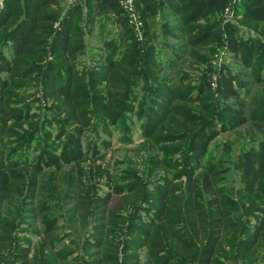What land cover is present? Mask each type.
I'll return each instance as SVG.
<instances>
[{"label":"trees","instance_id":"trees-1","mask_svg":"<svg viewBox=\"0 0 264 264\" xmlns=\"http://www.w3.org/2000/svg\"><path fill=\"white\" fill-rule=\"evenodd\" d=\"M3 2L0 264H264V139L252 137L237 155L240 190L225 182L229 168L223 164L230 160H206L222 129L249 120L264 127V105L253 100L246 110L242 90L250 84L225 66L217 93L205 78L198 86L172 82L169 73L177 64L164 62L154 45L148 46L160 27L156 17L166 9L178 16L180 26L164 29L195 49L190 57L196 61H209L196 50L209 54L224 44L245 67L260 63L263 70L264 36L246 42L237 25L214 15L224 0H136L145 24L142 52L119 0H87V9L67 7V0ZM245 6V22L264 23V0H248ZM110 12L119 15L120 38L105 42V63L86 64L82 57L92 27ZM184 54L178 55L184 59ZM233 98L243 108L221 102ZM41 99L51 119L33 111ZM132 115L140 116L142 138L147 151L153 150L143 159L144 170L131 161L114 173L99 174L94 163L84 171L82 163L100 154L101 135L119 131L123 142H133ZM31 149L33 159L27 156ZM224 149L233 153L231 144ZM104 175L111 192L122 195L123 208L110 210L109 193L98 196L97 189L84 185L85 179ZM67 197L81 228L92 230L84 251L74 257L75 249L58 246L60 215H47L60 210ZM25 211L41 220L37 243L19 236L20 229L28 231ZM256 213L260 220L253 224L248 216Z\"/></svg>","mask_w":264,"mask_h":264},{"label":"rangeland","instance_id":"rangeland-1","mask_svg":"<svg viewBox=\"0 0 264 264\" xmlns=\"http://www.w3.org/2000/svg\"><path fill=\"white\" fill-rule=\"evenodd\" d=\"M224 1L225 4L223 6V10L220 13H216L214 15H217V17L223 19L225 22H232L237 25V28L239 29L238 34L240 36H243L246 42H250L251 40L259 36H264V23H260L257 26V22H255V24H249L244 21V11L247 10V6L245 5L247 4L248 0ZM96 2L97 0H95V3ZM74 4H82L85 9L88 8L87 0H68L67 6L72 7L74 6ZM119 4L120 8L124 9L120 1ZM136 7L137 9L139 8L137 6V3ZM138 12L140 16H142L140 9H138ZM163 14L160 15L158 13L156 17L157 24L160 27H157L156 36L153 42H150L148 46L153 44L157 55H162L161 60H163L164 62L169 60L175 63L174 65L177 64V68L169 73L172 82H177L180 85L197 84L198 86L203 82L205 78L208 79L210 84L213 86L214 92L217 93V78L220 75L219 73L221 69L225 66L232 72L240 74V76L250 84V86L248 87V91L242 90L243 95L241 97V100H244L247 104V106H245V109L249 111V103L253 100L258 102L259 104L264 105V69L261 70L262 66L260 63H255L252 68L245 67L241 62V57L238 56L235 52L230 51L227 45L224 44L217 46L215 45V50H213L209 54H207V51L196 50V52H198V54H200L202 58L208 57V62H204L201 59H199L198 61L193 60L190 57V52H193L192 50L195 49L188 47V45L186 46V43L183 41V39H178L174 35V32L171 33L172 31H167L164 29V25L166 24H170L171 27L180 26V23L176 22L178 16L170 9H166ZM118 16L119 15L115 14L114 12H110L107 17H98V19L96 20V26L92 27L94 28L93 34L88 37L89 48L86 54H84L82 57L83 62H87L86 64L97 66L105 63L104 58L106 55H108V51H105L104 48L105 42H109L110 40L115 41L120 38L118 32L121 29V25L118 21ZM175 33L178 34L181 32L177 30L175 31ZM139 42L142 46L141 50L142 52H144V48L147 47V45H145L146 39ZM211 47L212 45L208 46V48ZM183 52H185L184 56H186L184 59L180 58L178 55L179 53L182 54ZM262 62H264V60ZM259 74L262 75L261 81L257 79ZM161 76L163 77L164 74L162 73ZM138 89L139 86H136V90ZM34 102L35 104L33 106V111H35L39 116H44L45 112L47 113L46 118L51 119V115L48 113L50 111L49 107L44 105L43 100L41 99V101ZM221 102H228L229 105L235 106V104H237V99L233 98L231 100ZM235 107L240 109L243 108L241 105H237ZM139 117L140 116L138 115H132L131 119L133 121V142H123V140H121L122 134H120L119 131L114 132L111 135L103 134L97 140V144L100 150L99 156L92 157L93 154H91L88 159L82 163L81 168L84 169V171L88 170L91 167L90 165L94 163L95 168L98 170L97 173L100 174L108 169L111 170L112 173H114L115 170L117 171L121 168L124 169L129 166V163L131 161H134L136 162L135 165L138 164L139 168L144 170L145 164L143 163V159L148 156V153H150V151L153 152V150L150 149L149 151H147V149H149V144L145 141V139L142 138L143 126ZM56 127L57 125L55 126V128ZM216 127L221 129L222 123L218 122ZM87 136L93 137L94 135L88 133ZM252 137H256L257 139H264V127L250 120L242 126L231 130L222 129L219 135L212 141L211 147L206 157V160L210 158H214L217 160L224 158L226 160H230V162L223 164V168H229V172L226 174L228 180L225 182L228 185L234 186L235 190H240L242 185L240 172H238L234 168V163L239 152L243 149L245 150L248 146L247 144L254 142L251 140ZM225 144L232 145V154H228L226 152V150L224 149ZM89 146V143L84 144L85 149H88ZM34 152V149L27 151V156L30 159L35 158L36 153ZM77 174L78 172L75 173V176ZM85 180L88 181H86L84 185H91L92 190L94 188L97 189L99 193L98 196H105L107 193L110 194V198L108 201V208L110 210L124 207L122 195L111 192L109 181L107 180V175H104V177L101 178L97 177L92 180H89V178H87ZM121 182L124 183V181ZM242 194L244 195V193ZM62 202L63 207L60 210L54 208L49 211L47 215H60V236H62L63 239L60 241V243H58V246L59 248L67 246L69 249H75V253L73 254L74 257L79 253L78 251H80V254H82V252L84 251L83 245L87 239V234L91 235L92 233V230L90 228L91 225L85 228H81L80 222L78 221V219L73 217L74 214L70 209L74 205L71 199L67 197L65 200V198H63ZM28 212L29 211H25L22 213V216H27V222L23 224V227L27 228L28 231H22V229H20L21 232L19 233V236L29 238L34 243H37L40 236L38 234V228L42 227V223L41 220H34L32 214ZM243 220H247V217ZM248 220L253 224H256L257 221L260 220V215L258 213H256L255 215H249ZM72 240L77 241V244L73 243ZM143 258H146L145 254L143 255Z\"/></svg>","mask_w":264,"mask_h":264},{"label":"built area","instance_id":"built-area-1","mask_svg":"<svg viewBox=\"0 0 264 264\" xmlns=\"http://www.w3.org/2000/svg\"><path fill=\"white\" fill-rule=\"evenodd\" d=\"M128 18V23L133 29L137 40L145 39V24L136 7V0H119ZM3 0H0V9L3 7Z\"/></svg>","mask_w":264,"mask_h":264},{"label":"crops","instance_id":"crops-1","mask_svg":"<svg viewBox=\"0 0 264 264\" xmlns=\"http://www.w3.org/2000/svg\"><path fill=\"white\" fill-rule=\"evenodd\" d=\"M66 4L68 5V0H67V3ZM74 5H76V4H74ZM67 7H71V6H67Z\"/></svg>","mask_w":264,"mask_h":264}]
</instances>
